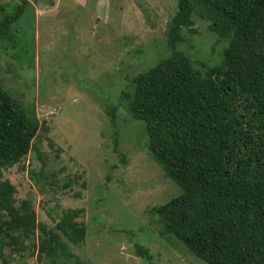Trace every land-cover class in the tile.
I'll return each instance as SVG.
<instances>
[{
	"label": "rangeland",
	"instance_id": "1",
	"mask_svg": "<svg viewBox=\"0 0 264 264\" xmlns=\"http://www.w3.org/2000/svg\"><path fill=\"white\" fill-rule=\"evenodd\" d=\"M23 1L0 0V20ZM25 2L0 39V83L47 118L49 130H40L45 161L32 149L3 169L14 207L30 200L37 222L31 240L19 229L6 240L7 261L52 264L49 255L39 257L44 225L68 242L66 264H207L153 215V206L182 188L149 154L145 123L129 108L133 76L170 54L167 28L178 0ZM194 20L183 27L179 49L198 68L219 64L226 42L216 43L209 20ZM70 211L87 226L81 244L58 227ZM137 241L151 259L138 253Z\"/></svg>",
	"mask_w": 264,
	"mask_h": 264
},
{
	"label": "trees",
	"instance_id": "2",
	"mask_svg": "<svg viewBox=\"0 0 264 264\" xmlns=\"http://www.w3.org/2000/svg\"><path fill=\"white\" fill-rule=\"evenodd\" d=\"M25 3L0 20V39ZM195 15L210 21L216 43L226 42L222 61L204 69L179 49L182 29L191 28ZM167 44L170 54L134 75L129 95L132 116L145 123L149 154L182 188L151 211L165 232L207 264H264V0H178ZM116 108L109 110L114 122ZM41 129L49 130L47 118L40 120L0 83V264H10L5 244L16 229L30 240L35 235L31 201L14 207V186L3 169L32 149L45 161ZM76 215L68 212L58 227L81 244L87 226ZM41 228L39 257L66 264L68 242ZM135 245L152 258L147 246Z\"/></svg>",
	"mask_w": 264,
	"mask_h": 264
},
{
	"label": "water",
	"instance_id": "3",
	"mask_svg": "<svg viewBox=\"0 0 264 264\" xmlns=\"http://www.w3.org/2000/svg\"><path fill=\"white\" fill-rule=\"evenodd\" d=\"M51 2H52V0H51Z\"/></svg>",
	"mask_w": 264,
	"mask_h": 264
}]
</instances>
